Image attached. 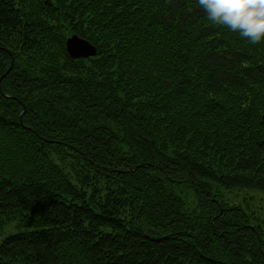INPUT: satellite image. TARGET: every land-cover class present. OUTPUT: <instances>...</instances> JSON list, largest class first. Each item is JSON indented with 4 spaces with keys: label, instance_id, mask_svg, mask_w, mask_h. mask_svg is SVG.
Here are the masks:
<instances>
[{
    "label": "trees",
    "instance_id": "16d2710c",
    "mask_svg": "<svg viewBox=\"0 0 264 264\" xmlns=\"http://www.w3.org/2000/svg\"><path fill=\"white\" fill-rule=\"evenodd\" d=\"M256 6L0 0V264H264Z\"/></svg>",
    "mask_w": 264,
    "mask_h": 264
},
{
    "label": "rangeland",
    "instance_id": "374dc122",
    "mask_svg": "<svg viewBox=\"0 0 264 264\" xmlns=\"http://www.w3.org/2000/svg\"><path fill=\"white\" fill-rule=\"evenodd\" d=\"M221 193L223 200L227 201L229 205H241L255 214L257 222H264V191L240 188L231 191L221 189ZM187 196L190 198L189 193H187ZM14 232V223L8 225L6 229L0 233V242Z\"/></svg>",
    "mask_w": 264,
    "mask_h": 264
},
{
    "label": "water",
    "instance_id": "95a60500",
    "mask_svg": "<svg viewBox=\"0 0 264 264\" xmlns=\"http://www.w3.org/2000/svg\"><path fill=\"white\" fill-rule=\"evenodd\" d=\"M256 12L259 16V18L264 22V6H256ZM66 49L69 55L74 59H88L90 57H94L97 55V48L91 44L89 41L79 37L78 35H72L70 36L66 41ZM9 54L11 55V66L8 70V72L0 78V92L1 90V80L7 76V74L13 69L14 67V56L9 51ZM5 97V94H3ZM26 108L24 107V111L22 113L25 114ZM137 169V168H136Z\"/></svg>",
    "mask_w": 264,
    "mask_h": 264
}]
</instances>
